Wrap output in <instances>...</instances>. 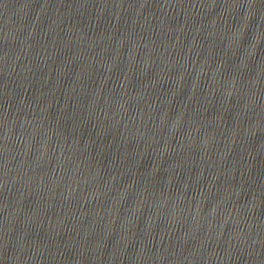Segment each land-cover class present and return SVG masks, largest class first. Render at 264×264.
Listing matches in <instances>:
<instances>
[{
	"label": "water",
	"instance_id": "obj_1",
	"mask_svg": "<svg viewBox=\"0 0 264 264\" xmlns=\"http://www.w3.org/2000/svg\"><path fill=\"white\" fill-rule=\"evenodd\" d=\"M0 264H264V0H0Z\"/></svg>",
	"mask_w": 264,
	"mask_h": 264
}]
</instances>
